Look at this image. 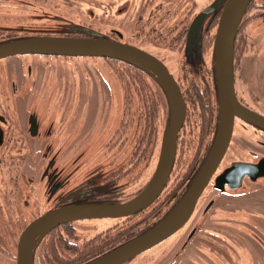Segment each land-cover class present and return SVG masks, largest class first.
Instances as JSON below:
<instances>
[{
    "label": "flooded vegetation",
    "instance_id": "1",
    "mask_svg": "<svg viewBox=\"0 0 264 264\" xmlns=\"http://www.w3.org/2000/svg\"><path fill=\"white\" fill-rule=\"evenodd\" d=\"M8 3L13 4L14 8H9ZM28 4V0H0V40L14 36H40L29 34L25 26L18 28L23 20L21 16L31 15L29 10L20 7ZM222 5L223 2L215 8L218 15L214 29ZM197 13L180 33L170 29L171 35L175 32L176 38L171 42L176 45L173 48L180 54V74L177 77L156 52L148 50L147 46H137L154 54L166 64L179 86L183 100L182 123L177 131L172 167L160 194L140 212L110 218L120 220L105 226L93 237H79L76 225L78 220L84 219L63 222L48 229L36 240L34 245H37L39 250L43 244L46 245L40 253L38 250V260L34 254L31 255L30 264H84L108 252L110 237L115 236L111 243L123 241L126 229H130V234L147 227L160 205L168 204L183 188L185 193L190 187L208 158L225 122L229 127L226 130L227 139L222 153L208 175L190 215L174 232L183 230L186 234L179 250L175 252L176 261H169L167 264H199L201 259L195 258V255L200 257L199 251L206 253L204 255L210 264L225 263L219 254L212 252L214 244L206 242L212 241V235L221 226L227 225L220 221L221 216L234 213L241 207H248L241 204L243 201L237 203L235 200L252 195L258 187L255 195L258 196V203L262 204L259 207L264 210V82L256 78H246L241 66L243 57L259 55L264 58V0H249L239 20L232 47V89L224 95V100L216 71L214 37L210 38L214 33L210 32L207 24L203 22L202 29L196 32L192 29L188 32L189 25ZM74 28L77 34L63 35H92L90 32ZM17 29H20V32ZM170 32L167 31L164 37L169 39ZM165 41L167 42L164 39L158 40L157 43L159 45ZM27 55L72 57L25 53L0 58V68L7 66L5 59L9 57H15V62L18 61L17 63L25 68L20 79L12 70L4 72L6 78L0 76V150L4 149L13 156L9 167L13 166L14 158L22 164V174L19 176L21 181L18 182L19 178L12 180L10 176L11 179L9 178L5 185L10 197L8 205L10 200H16L11 197L13 191L19 192L20 198L18 197L16 206L21 212L12 214L9 208L1 209L0 216L5 215V219L10 220L12 214L14 222H23L18 236H7L6 246L9 247L2 245L0 241V253L3 257L0 264H6V261L8 264H17L20 233L33 219L48 211L68 206L122 202L126 192L136 190L141 182L149 178L146 179V174L154 172L158 159L155 114L149 109V95H141L139 92L140 86L137 87V93L125 94L124 82L121 79H113L115 76L108 75L105 70L107 81L118 92L116 96L113 95V100L117 103L118 118L111 131L102 136L94 147L99 149V152H94L93 156L88 155L85 152L91 142H68L71 135L76 134L75 126L68 128L63 122L54 126L52 121L50 123L45 119L40 108L34 107L37 99L34 97L33 88L38 87V82L45 78L41 75L39 80L32 74L33 70L29 64L22 61ZM151 86L150 89L155 90L153 82ZM161 114L163 122H166V111L163 110ZM64 134L68 135L62 139ZM25 154L34 157L30 173L23 169ZM172 177L170 191L168 189L166 194H163ZM224 228L232 230L228 225ZM51 234L54 235L53 247L50 249L48 245L52 240L47 237ZM132 236L134 234L127 237ZM188 245L197 247L196 252L188 254L187 257L182 256L186 261H177L178 254L185 251Z\"/></svg>",
    "mask_w": 264,
    "mask_h": 264
},
{
    "label": "rangeland",
    "instance_id": "2",
    "mask_svg": "<svg viewBox=\"0 0 264 264\" xmlns=\"http://www.w3.org/2000/svg\"><path fill=\"white\" fill-rule=\"evenodd\" d=\"M28 1V5L20 7L29 10L31 15H22V19L27 21L22 20L21 26L18 28L25 26L29 34L35 33L40 34V36L63 35L64 33L77 34L74 27L83 32L93 31L98 35L101 33L107 34L109 37L122 42L136 46H147L148 50L156 52L166 62L175 77L180 74L178 67L180 54L176 49L166 46V41L158 45V39L154 37H161L160 31L165 36L166 32H170V29L177 23H179L177 29H181L195 13L211 2V0ZM9 8L13 9V4H10ZM171 30L176 31V29ZM17 31L20 32V29H17ZM22 33L29 35L27 32ZM173 34L171 35L170 32V38L165 37L164 40L169 42ZM178 42L181 44L180 41ZM14 58L5 59L7 66L0 68V76L6 78L4 72L12 70L16 73L18 79L22 77L21 74L22 71L25 72V68L19 65L18 61L15 62ZM22 61L29 64L33 70L32 74L38 77L39 80L41 75H43L42 78H45L38 82V87L34 86L33 88L34 97L37 99L34 107L40 108L45 119L49 120L50 123L52 121L54 126L60 124V122H63L68 128L75 126L76 134L71 135L68 140L69 143L78 140H83L84 143L91 142V146L86 149L85 153L92 156L94 152L98 153L99 149L94 147L102 136L111 131L118 118L117 103L113 100V95L116 96L118 92L104 75L105 70L108 75L113 77L117 75L118 66L116 63L95 56L66 58L62 56L27 55L26 59ZM241 64L246 78L250 80L256 78L264 82V58L262 59L259 55L243 57ZM117 78L114 77L113 79ZM41 82H44V84L41 85ZM153 85L157 91H160L155 83ZM158 94L160 97L162 96L161 91ZM18 108L20 109V103ZM66 135L68 134H64L62 139ZM25 155L23 169L30 173L34 157L30 154ZM12 159L13 156L8 151L0 150V160H2V164H0V211L9 208L13 214L14 212H21V209L16 206V202L20 198L18 196L19 192L13 191L11 197H15L16 200H10L8 205L10 197L5 185L10 176L12 180L19 178L18 182L21 181L19 176L22 174V164L21 162L19 164V161L14 158L13 166L9 167ZM152 175L153 171L146 174V179L149 177L146 184L149 183ZM172 176L174 177V173ZM173 177L163 194H166L169 187H172ZM258 188H254L252 195L243 198L238 197L235 200L237 203L243 201L241 204H246L249 208L241 207L234 213L231 212L228 215L221 216L220 221L230 226L232 230L224 228L227 225L221 226L212 235V241L206 240L207 243L214 244L212 252L219 254L221 260L225 261L223 264H264V210L259 207L262 204L258 203V196L255 195ZM262 194L264 196V192ZM15 208L17 211H15ZM12 214L10 220L5 219V215L0 216V241L5 246L7 245V236L13 235L15 238L23 226V222L13 221ZM119 220L110 219V217L78 220L76 226L80 233L79 237L83 239L84 237H93L101 232V229L105 226ZM185 234V231L179 230L161 242L124 261V264H167L169 261L175 262V252L179 250ZM53 235L47 237L52 240L49 241L50 244L48 245L50 249L53 247ZM45 245L46 243L40 247V250L37 245L34 247L35 259H37L38 250L40 253ZM196 249L197 247L188 245L185 251L178 254L177 261H186L182 256L187 257L188 254L196 252ZM199 253L200 257L195 255V258L202 261L200 260L198 263L210 264L204 255L206 253L204 251H199ZM0 259H3L1 253ZM6 264H8L7 261ZM179 264H182V262Z\"/></svg>",
    "mask_w": 264,
    "mask_h": 264
},
{
    "label": "water",
    "instance_id": "3",
    "mask_svg": "<svg viewBox=\"0 0 264 264\" xmlns=\"http://www.w3.org/2000/svg\"><path fill=\"white\" fill-rule=\"evenodd\" d=\"M249 0H213L192 19L188 32L197 29L202 20L223 2L214 34V55L219 84L224 95L232 89V47L239 20ZM93 35L27 36L0 43V58L25 53L68 56H99L133 62L147 69L163 87L170 110L169 123L163 135L157 163L149 183L127 200L114 204L68 206L48 211L28 223L21 231L17 264H30L35 242L48 229L67 221L87 218H119L135 214L151 204L166 184L175 149L177 131L182 123L183 100L179 86L166 64L154 54L114 38ZM225 122L220 134L194 181L174 208L158 223L137 237L84 264H121L173 234L188 218L214 169L227 139Z\"/></svg>",
    "mask_w": 264,
    "mask_h": 264
},
{
    "label": "trees",
    "instance_id": "4",
    "mask_svg": "<svg viewBox=\"0 0 264 264\" xmlns=\"http://www.w3.org/2000/svg\"><path fill=\"white\" fill-rule=\"evenodd\" d=\"M218 8V7H217ZM218 15L217 10H213L212 12H210L204 19H203V23L207 24V29L210 32L214 31V26H215V22H216V17ZM182 22V20H181ZM187 24H185L182 28L185 29ZM176 27V28H175ZM179 27V23H177L174 27H172L171 29H176L177 31H179L178 33H180L181 29H177ZM203 24L200 25V27H198L197 29H194L195 32L202 29ZM85 34V33H84ZM160 35H162L161 37H154L157 38L158 40H163L164 34H162V32H159ZM83 35V34H82ZM87 35V34H85ZM93 35V34H92ZM168 35V34H167ZM100 36L102 37H109L106 34H100ZM14 38H18L17 36L14 37H8L7 39H3L0 40V42H3L5 40H11ZM110 38V37H109ZM212 38V35L211 37ZM172 39H176L174 34L172 36V38L169 40V42H165L166 46L168 47H176V45H174L172 42ZM106 59H109L110 61H114L116 63V65L118 66V74L114 75L116 78L118 76V80L121 79L124 83L123 86L125 88V94H135L137 93V87H139L140 89V93L141 95H149V98L151 100V102H149V109H151L153 111L154 118H155V122H156V156L158 157L159 154V150H160V145H161V140L162 137L164 135V131L168 122V117H169V106H168V100H167V96L166 93L163 89V87L161 86V84L158 82V80L145 68H143L142 66L135 64L133 62H129V61H125V60H121V59H114V58H109L107 57ZM155 83V85L160 89L161 94H162V100L160 95L158 94L160 91H157V89L155 88V90L150 89L151 83ZM136 89V90H135ZM155 100V102H153ZM153 102V103H152ZM165 110L166 111V122H163L162 120V114L161 112ZM131 119L133 117V112H131ZM148 180L144 181L143 183H141L140 187L137 188L134 191L131 192H126V194L123 196V200H127L128 198H130L131 196H134L135 194H137L138 192H140L143 188L144 185L147 183ZM146 186V185H145ZM185 189L183 188V190H181L178 193V196L173 197L174 199L170 200V202L168 204H163L162 206L160 205L157 210L155 211V214L153 215L154 218H150L149 224L147 227L145 228H141L138 232H130V229H126L124 231V233L126 234L124 236L123 241L120 240L119 242L116 241L115 243H111V240L114 239L115 236L110 237L109 238V247L107 251L112 250L113 248L119 246L120 244L125 243L126 241L132 239L133 237H135V235H139L142 232L146 231L147 229H149L150 227H152L153 225H155L161 218H163L164 216H166V214L172 209L173 206H175L176 202H178V200L181 198V196L183 195ZM111 201V200H110ZM131 234H134V236L132 237H127V236H131Z\"/></svg>",
    "mask_w": 264,
    "mask_h": 264
}]
</instances>
